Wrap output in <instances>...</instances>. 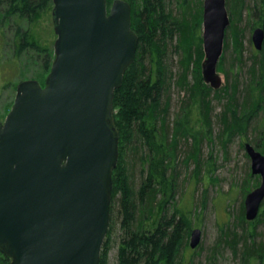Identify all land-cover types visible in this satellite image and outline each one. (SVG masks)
I'll use <instances>...</instances> for the list:
<instances>
[{
	"label": "water",
	"instance_id": "obj_1",
	"mask_svg": "<svg viewBox=\"0 0 264 264\" xmlns=\"http://www.w3.org/2000/svg\"><path fill=\"white\" fill-rule=\"evenodd\" d=\"M54 60L43 85L20 82L0 122V251L9 264H100L110 223L119 132L113 97L134 61L138 37L125 0H52ZM230 24L226 0H203V82L217 72ZM253 47L264 29L252 31ZM259 185L244 199L247 221L264 201V153L244 145ZM200 242L193 229L190 248Z\"/></svg>",
	"mask_w": 264,
	"mask_h": 264
},
{
	"label": "trees",
	"instance_id": "obj_2",
	"mask_svg": "<svg viewBox=\"0 0 264 264\" xmlns=\"http://www.w3.org/2000/svg\"><path fill=\"white\" fill-rule=\"evenodd\" d=\"M106 1L109 8L113 0ZM125 1L130 5L131 29L138 44L134 61L113 97L119 157L112 172L110 223L100 264H106L112 225L119 231L116 264H180V244L190 230L189 217L193 214L189 207L175 201L184 183L182 169L189 170L193 164L192 180L211 182L215 166L209 159L202 160V141L214 137L226 149L237 132L236 123H250L263 107L264 46L258 55L249 58L248 67L243 66V35L238 24L245 14L252 28H264V0H227L233 63L238 62L240 72H246L242 78L238 73L231 80L226 76L225 87L218 90L206 85L200 74L203 50L196 34L202 24L200 0H174L176 15L166 10V0ZM52 6V0H0V51L9 34L14 62L22 57L31 64L37 62V80L47 76L54 51L39 43L30 26L41 14L51 12ZM173 42V53L178 58L176 72L169 70L165 62L167 46ZM172 86L178 90V110L171 119ZM212 101L222 106L215 117L216 131L209 108ZM261 136L251 143L264 153V130ZM258 184L255 177L254 187ZM170 202L169 215L165 208ZM243 205L234 224L241 228L240 233L221 228L224 232L217 244L228 247L240 264H264V242L255 241L253 230L245 232ZM189 264H193L192 259Z\"/></svg>",
	"mask_w": 264,
	"mask_h": 264
},
{
	"label": "rangeland",
	"instance_id": "obj_3",
	"mask_svg": "<svg viewBox=\"0 0 264 264\" xmlns=\"http://www.w3.org/2000/svg\"><path fill=\"white\" fill-rule=\"evenodd\" d=\"M200 2L203 6V0H200ZM167 9L176 15V2L174 0H166ZM252 27V22H248L244 14L241 22L238 24V28L242 30L243 35L242 65H246L247 67L250 63L249 58L258 52L252 45L251 35L252 31L259 26ZM30 28L37 35L40 44H43V46L49 45L53 48L56 36L53 30L51 12L41 14L38 20L31 24ZM228 29L224 37V46L227 45V48H224L217 67V72L222 79L220 88L225 87L226 76L231 80L232 75L238 73V77L242 78L245 77L246 72L245 69H242L240 72L238 62L234 61L233 63L235 54L233 53V43L228 37ZM196 34L199 35L200 42L202 43V24L200 25L199 32L198 29L196 30ZM174 44L175 42L167 46L165 61L168 69L172 72H176L178 62L177 56L173 53L172 46ZM262 52L264 54V50ZM203 58L204 53L201 57V62ZM36 73H39V64L37 62H32L31 64V61H28L27 57H22L20 61L14 62L10 47V36L8 34L0 51V122L4 120L13 103L16 86L25 80H37L35 78ZM43 79L41 78L37 81L43 84ZM170 93H173L170 101V116L172 119L178 110V90L172 86ZM209 108L212 116V127L216 131L218 127L215 123V117L220 113L222 106L217 101H212ZM246 126L248 127L245 128ZM263 126L264 102L262 110L259 111L256 117L252 118L250 123H236L237 132L225 145L226 149H222V145L214 137L205 138L202 141V160L205 162L209 159L215 166V174L211 182H194L192 177H190L193 164H191L189 170L182 169L181 178L184 179L182 191H180L182 194L179 192L178 196L175 197V201L179 206L182 203L181 207H189L193 214L191 215L192 217H189L191 218L190 230L180 244L178 262L180 261L181 264H189L191 259L193 264H240L239 257H235L224 244H217V241L218 237L224 232L221 231V228L226 229L229 227L240 233L241 228L234 226L236 223L235 217L240 215V208L244 203L246 194L259 185L254 187V178L258 177L260 183L259 176L251 175V161L246 154L244 145L245 143L253 145L251 140L254 137L256 139L258 137L261 138L262 130H264ZM254 127L258 128L254 130ZM210 155L211 158H209ZM165 209L169 215L172 213L171 202L166 205ZM259 212V218L253 221L245 220L246 224L244 227L247 229L245 232L253 230L251 233L256 242H264V201L261 204ZM112 229L109 248L108 251L106 250V264H116L115 256L118 247L119 231L116 225H112ZM191 229L200 230V242L194 249H191L189 245ZM250 264L255 263L251 261Z\"/></svg>",
	"mask_w": 264,
	"mask_h": 264
},
{
	"label": "flooded vegetation",
	"instance_id": "obj_4",
	"mask_svg": "<svg viewBox=\"0 0 264 264\" xmlns=\"http://www.w3.org/2000/svg\"><path fill=\"white\" fill-rule=\"evenodd\" d=\"M2 259L1 264H9L10 263V259L3 254V252L0 251V260Z\"/></svg>",
	"mask_w": 264,
	"mask_h": 264
},
{
	"label": "bare ground",
	"instance_id": "obj_5",
	"mask_svg": "<svg viewBox=\"0 0 264 264\" xmlns=\"http://www.w3.org/2000/svg\"><path fill=\"white\" fill-rule=\"evenodd\" d=\"M203 50V49H202ZM244 206V205H243ZM261 208V207H260ZM192 230V229H191ZM182 259V258H181ZM183 262V261H182ZM181 264V263H180Z\"/></svg>",
	"mask_w": 264,
	"mask_h": 264
}]
</instances>
